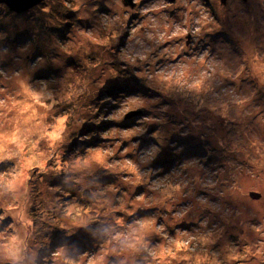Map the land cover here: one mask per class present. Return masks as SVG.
Masks as SVG:
<instances>
[{
  "label": "clouds",
  "instance_id": "obj_1",
  "mask_svg": "<svg viewBox=\"0 0 264 264\" xmlns=\"http://www.w3.org/2000/svg\"><path fill=\"white\" fill-rule=\"evenodd\" d=\"M0 264H264V0H0Z\"/></svg>",
  "mask_w": 264,
  "mask_h": 264
},
{
  "label": "water",
  "instance_id": "obj_2",
  "mask_svg": "<svg viewBox=\"0 0 264 264\" xmlns=\"http://www.w3.org/2000/svg\"><path fill=\"white\" fill-rule=\"evenodd\" d=\"M14 6H18V5L14 4Z\"/></svg>",
  "mask_w": 264,
  "mask_h": 264
}]
</instances>
